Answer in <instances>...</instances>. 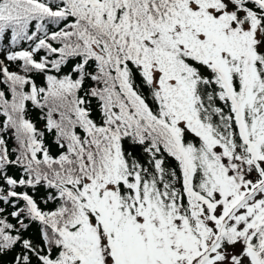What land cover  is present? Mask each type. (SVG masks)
Segmentation results:
<instances>
[{
    "label": "snow or ice",
    "instance_id": "6c2138e0",
    "mask_svg": "<svg viewBox=\"0 0 264 264\" xmlns=\"http://www.w3.org/2000/svg\"><path fill=\"white\" fill-rule=\"evenodd\" d=\"M0 264H264V0H0Z\"/></svg>",
    "mask_w": 264,
    "mask_h": 264
}]
</instances>
